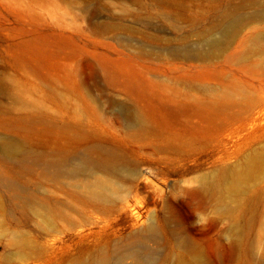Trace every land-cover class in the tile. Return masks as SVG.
Returning <instances> with one entry per match:
<instances>
[{
    "label": "rangeland",
    "instance_id": "374dc122",
    "mask_svg": "<svg viewBox=\"0 0 264 264\" xmlns=\"http://www.w3.org/2000/svg\"><path fill=\"white\" fill-rule=\"evenodd\" d=\"M241 1L0 0V143L40 154L27 169L0 156V243L15 244L23 232L35 249L21 257L1 249L2 261L115 257L113 243L154 223L149 264L168 256L174 264L179 252L162 231L173 213L188 234L221 252L220 264H236L217 244L229 239L227 219L198 179L230 180L245 166L255 170L238 182L241 193L229 206L246 229L250 264H264V50L248 53L254 35L264 37V19L203 54L204 38L221 33L214 28L220 15ZM94 148L122 156L123 171L69 177L49 168ZM96 178L122 184V200L107 207L78 201L80 187ZM22 189L49 203L71 200L68 218L37 229L19 213Z\"/></svg>",
    "mask_w": 264,
    "mask_h": 264
},
{
    "label": "bare ground",
    "instance_id": "6f19581e",
    "mask_svg": "<svg viewBox=\"0 0 264 264\" xmlns=\"http://www.w3.org/2000/svg\"><path fill=\"white\" fill-rule=\"evenodd\" d=\"M170 1H177L181 6H185L188 2L191 3V0ZM253 4L255 5V10L248 11L250 7L253 6ZM239 8H241L245 12L241 17L237 16V10ZM183 9L185 10V8ZM263 19L264 1L261 0H242L241 4H238L237 7H229L228 9L226 8L224 13L220 15V24L218 23L217 26H214L215 29L222 27L221 33L220 35L218 34L219 36L217 37H213V34L212 37L204 38L205 42L203 46L206 48V51L204 50L203 54L206 56L208 54L216 53L222 48L225 41L231 40L233 36L250 25L253 21H261ZM254 36L255 37L252 38V44L248 49V53L264 50V37L262 36V33ZM199 88L201 89V87ZM136 120L137 125H139V127H143L144 122L138 118H136ZM0 156L3 159L18 163L19 166L23 169L28 168L30 161L33 162L40 159V154L37 152L29 149H21V147H18L16 145L5 143H0ZM63 159L64 156L62 155L60 159L52 160L49 162V168L51 167L53 174H65L69 177H73L82 173L92 174L94 170H102L110 174H119L121 171H123V157L111 150H104L100 148L88 149L83 152L81 156L71 165H65ZM246 165L248 166L249 164ZM244 167L245 166H242V169L240 170L241 172L238 173L237 177H232L230 180L222 179L217 181H210L206 177L198 179V184L200 185L201 191L205 194L211 195V198L215 199V203L221 211L220 215L222 219L220 220H223V217L227 219L226 230L229 239H226L227 243L223 240H220L222 242H218L217 244L222 248L229 247L232 261L236 264H250L252 262L251 258L248 257V250L244 246L246 229H244V227L241 225L242 219L240 218V215L239 213H237L236 209H233L229 206L232 201L236 200L235 197L239 196L241 193V190L238 187V182L245 178H250L253 175V170H255L254 167L252 171L249 168ZM222 172L229 173L230 169L223 168ZM7 186L12 189H19L17 186L14 187L10 183H8ZM80 189L82 190L78 192L76 197L78 201H88L107 207L113 205L117 201L122 200L123 185L113 182L108 178H96L92 182L84 183V185H82ZM20 192L21 196L24 197V205L19 211L21 217L26 222H34V226L37 229H42L43 231L45 229L49 230L54 228L58 221H62L68 218V211L72 209L71 200L67 205L60 204L56 201L54 203H49L44 199H39L35 195L30 194V192L27 193V191H25L24 189H22ZM153 224L151 223L146 226L143 231L136 236L131 235V240H129L128 242H125L119 246L117 245V243H113V246L116 247L114 249L116 251L115 257H112L113 253L111 254V256L108 253L106 254L104 252H100L92 255L88 261L82 258H77L74 259L71 264H125V262L128 260L131 264H149L152 261H150V257L147 255V246L145 242L147 241V238L156 239L159 234V231ZM43 225L46 228H44ZM162 231L165 238L172 242L174 248L179 252L180 257L174 264H220V256H222L221 252L214 249V246L212 244L200 242L198 239H195L193 236L188 234L182 228V224L175 214L169 213L166 215L164 230ZM9 247L14 248L15 253L20 257L23 255H30L31 253L33 254L35 251V249L33 248L34 246L32 240L23 232H20L15 244L8 243L5 245L0 243V250H6ZM2 255L3 253H0V264H11V262L8 260L2 261ZM214 257L217 262H215ZM167 258L165 259V262L163 264H170V262H167L169 261L170 256H168Z\"/></svg>",
    "mask_w": 264,
    "mask_h": 264
}]
</instances>
